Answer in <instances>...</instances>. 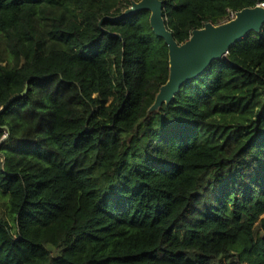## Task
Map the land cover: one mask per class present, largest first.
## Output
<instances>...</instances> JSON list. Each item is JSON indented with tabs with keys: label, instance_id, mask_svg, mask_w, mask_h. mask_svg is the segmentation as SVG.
Returning <instances> with one entry per match:
<instances>
[{
	"label": "trees",
	"instance_id": "obj_1",
	"mask_svg": "<svg viewBox=\"0 0 264 264\" xmlns=\"http://www.w3.org/2000/svg\"><path fill=\"white\" fill-rule=\"evenodd\" d=\"M140 1L0 0V264H264V27L152 110ZM160 1L180 45L264 2Z\"/></svg>",
	"mask_w": 264,
	"mask_h": 264
},
{
	"label": "water",
	"instance_id": "obj_2",
	"mask_svg": "<svg viewBox=\"0 0 264 264\" xmlns=\"http://www.w3.org/2000/svg\"><path fill=\"white\" fill-rule=\"evenodd\" d=\"M163 9L160 0H142L133 3L123 14V17H126L140 11H149L153 32L163 39L168 47L169 80L160 89L152 110L168 104L183 85L200 76L212 61L225 58L234 45L250 33L260 32L264 27L263 9H244L229 23L220 26L207 24L203 29L194 31L191 38L180 45L165 25ZM25 93L26 90L23 94Z\"/></svg>",
	"mask_w": 264,
	"mask_h": 264
},
{
	"label": "rangeland",
	"instance_id": "obj_3",
	"mask_svg": "<svg viewBox=\"0 0 264 264\" xmlns=\"http://www.w3.org/2000/svg\"><path fill=\"white\" fill-rule=\"evenodd\" d=\"M236 18V16L233 17L232 21ZM7 205H8V199L7 197L0 193V215L1 216H6L8 213V209H7Z\"/></svg>",
	"mask_w": 264,
	"mask_h": 264
},
{
	"label": "built area",
	"instance_id": "obj_4",
	"mask_svg": "<svg viewBox=\"0 0 264 264\" xmlns=\"http://www.w3.org/2000/svg\"><path fill=\"white\" fill-rule=\"evenodd\" d=\"M257 7H258V8H261V9L264 10V2L259 3V4L257 5ZM233 17H234V16H232V19H233Z\"/></svg>",
	"mask_w": 264,
	"mask_h": 264
}]
</instances>
